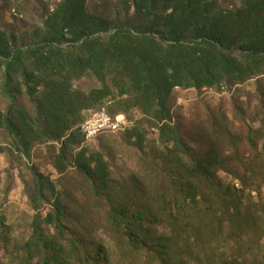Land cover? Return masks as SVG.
<instances>
[{"label":"trees","instance_id":"obj_1","mask_svg":"<svg viewBox=\"0 0 264 264\" xmlns=\"http://www.w3.org/2000/svg\"><path fill=\"white\" fill-rule=\"evenodd\" d=\"M87 1L61 0L23 46L13 33L0 30V95L8 101L5 112L0 111V129L25 159L35 144L56 143V172L64 173L71 160L94 193L107 196L108 166L84 146L80 124L101 107L128 120V113L140 112L174 160L168 174L172 196H162L154 211H134L112 199L109 224L159 264H187L186 258L199 257L198 242L207 237L209 214L219 219V211L220 224L227 222L239 236L254 218L249 207L243 208L241 191L219 183L216 156L193 159L184 171L176 169L175 163L183 161V144L169 115L170 98L174 90L223 91L264 74V0H241L227 8L218 0H121L127 13L133 11L124 23L88 12ZM85 76L99 86L87 92L75 89L73 80ZM22 95L34 103L33 119L15 103ZM124 132L129 139H142L133 124ZM32 174L34 210L41 200L51 203V210L44 216L36 210L32 218L30 236L22 245L26 264L35 257L39 264H111L110 255L95 242L88 248L74 237L60 243L71 213L53 182ZM164 220L168 230L151 234ZM0 226L6 239V227L3 222ZM46 228L56 234L50 236Z\"/></svg>","mask_w":264,"mask_h":264},{"label":"rangeland","instance_id":"obj_2","mask_svg":"<svg viewBox=\"0 0 264 264\" xmlns=\"http://www.w3.org/2000/svg\"><path fill=\"white\" fill-rule=\"evenodd\" d=\"M60 1L0 0V30L13 33L20 46L30 43L28 35L42 25L50 9H55ZM240 1L218 0V4L235 7ZM86 9L119 23L126 22L133 12L127 13L121 0H88ZM98 86L97 80L89 76L73 80V87L82 92ZM223 91L217 88L173 91L169 115L183 144L180 150L183 161L175 163V167L184 171L193 159L216 156L220 163L216 171L219 183L235 185L241 191L243 208L249 207L256 224L250 219L247 232L241 234L240 229L239 236L227 222L220 224L219 211V219L209 214L204 222L207 237L198 242L199 257L186 260L187 264H264V74ZM15 103L25 109L30 119L34 118L32 99L22 95ZM7 105L8 101L0 95V111L5 112ZM127 116L133 127L141 131L142 139L135 141L124 131H118L101 134L84 144L89 152L101 155L108 166L111 194L107 196H97L92 183L77 172L71 160L64 173L56 172L53 167L58 153L56 143L35 144L30 158L25 159L10 146L8 133L0 129V223H4L7 232L5 239L0 226V264H26L22 245L30 236L32 218L36 210L42 216L51 210V203L43 200L34 210L29 197L35 185L32 171L53 182L62 194V205L71 213L64 221L66 234L59 238L60 243L66 245L74 237L88 248L95 242L110 255L111 264H159L148 251L135 250L108 220L112 199L134 211H154L162 196H172L168 174L173 158L157 142V133L140 112L131 111ZM74 153L71 151L70 157ZM206 185L200 183L205 191ZM167 230L164 220L152 227L151 234ZM46 232L50 236L56 234L54 228H46ZM29 264H39V258Z\"/></svg>","mask_w":264,"mask_h":264},{"label":"built area","instance_id":"obj_3","mask_svg":"<svg viewBox=\"0 0 264 264\" xmlns=\"http://www.w3.org/2000/svg\"><path fill=\"white\" fill-rule=\"evenodd\" d=\"M89 116H95V123H93L92 127H85V120L80 124V133L86 143L91 142L89 141V134L92 133L94 126L98 123H115L116 130L123 131L132 126L131 120H128L123 115L111 116L105 107L91 112ZM86 118H88V116Z\"/></svg>","mask_w":264,"mask_h":264},{"label":"bare ground","instance_id":"obj_4","mask_svg":"<svg viewBox=\"0 0 264 264\" xmlns=\"http://www.w3.org/2000/svg\"><path fill=\"white\" fill-rule=\"evenodd\" d=\"M53 11V8L51 9ZM178 89V88H176ZM224 92V91H223ZM93 123H95V116H89L85 120V127H92ZM153 132H156L154 128H152ZM123 130H116L115 123H98L94 126L92 133L89 134V141L95 139L97 136L104 133L118 132Z\"/></svg>","mask_w":264,"mask_h":264}]
</instances>
